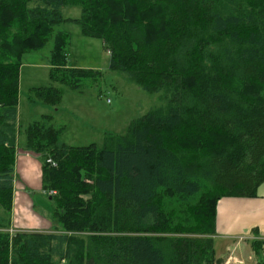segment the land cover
I'll return each instance as SVG.
<instances>
[{
	"label": "trees",
	"instance_id": "trees-1",
	"mask_svg": "<svg viewBox=\"0 0 264 264\" xmlns=\"http://www.w3.org/2000/svg\"><path fill=\"white\" fill-rule=\"evenodd\" d=\"M64 21L163 104L101 148L60 141L51 115L29 122L52 228L10 231L22 54L51 41L53 80L79 89L94 74L67 64ZM263 180L264 0H0V264H221L217 202ZM252 246L264 264V241Z\"/></svg>",
	"mask_w": 264,
	"mask_h": 264
},
{
	"label": "rangeland",
	"instance_id": "rangeland-1",
	"mask_svg": "<svg viewBox=\"0 0 264 264\" xmlns=\"http://www.w3.org/2000/svg\"><path fill=\"white\" fill-rule=\"evenodd\" d=\"M61 10L64 17L80 15L76 6L62 7ZM59 28L68 34L64 47L67 64L94 74L80 78L79 89L71 88L50 76L51 41L42 49L24 52L19 77L17 142L24 141V129L29 122L48 114L52 116L53 125L62 128L60 141L68 145L94 143L101 148L107 132L124 135L130 120L163 104L162 91H145L126 73L110 67V55L100 38L84 35L75 21H64ZM44 86H53L60 91L57 102L38 95L35 88ZM29 192L33 210L46 213L51 206L48 196L35 188ZM223 244L224 240L218 238L214 246L216 254L224 260L227 252ZM234 261L240 262L229 258L231 264H235Z\"/></svg>",
	"mask_w": 264,
	"mask_h": 264
},
{
	"label": "crops",
	"instance_id": "crops-1",
	"mask_svg": "<svg viewBox=\"0 0 264 264\" xmlns=\"http://www.w3.org/2000/svg\"><path fill=\"white\" fill-rule=\"evenodd\" d=\"M48 63L50 64V61ZM16 143L9 229L10 231H49L52 228L49 217L51 206L46 213L37 212L33 210V203L30 201L31 189L35 188L46 194L42 189L40 161L36 154L22 149L23 142ZM215 228L214 238L224 240V248L227 252L223 257L224 260L216 254L223 260L222 264H231L232 262H229L231 257L240 261H234L235 264H258V256L252 243L256 240L264 241V180L256 187L252 196L220 198L216 205ZM262 256L264 257V249Z\"/></svg>",
	"mask_w": 264,
	"mask_h": 264
},
{
	"label": "built area",
	"instance_id": "built-area-1",
	"mask_svg": "<svg viewBox=\"0 0 264 264\" xmlns=\"http://www.w3.org/2000/svg\"><path fill=\"white\" fill-rule=\"evenodd\" d=\"M108 101H109V100H108ZM47 161H50V160L48 159ZM48 193H49V194H54V193H55V190H50Z\"/></svg>",
	"mask_w": 264,
	"mask_h": 264
}]
</instances>
